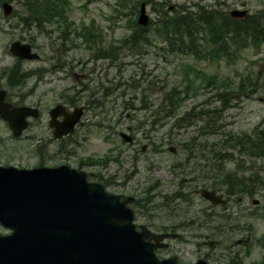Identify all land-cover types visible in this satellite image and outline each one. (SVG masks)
<instances>
[{"label":"rangeland","instance_id":"1","mask_svg":"<svg viewBox=\"0 0 264 264\" xmlns=\"http://www.w3.org/2000/svg\"><path fill=\"white\" fill-rule=\"evenodd\" d=\"M4 1L0 0V84L15 100L41 107V115L18 139L0 119V164L30 168L65 163L87 171L111 192L151 199L141 208L132 205L137 209L135 221L155 231L178 227L180 236L168 241L169 253L178 255L179 264L199 258L210 264H264V246L259 244L264 234V186L257 184L252 195L226 196L228 209L212 205L199 193L214 181L215 163H222L224 172L264 181L263 159L221 142L229 134L264 129V43L260 50L245 49L227 64L171 52L155 30L158 20L182 5L191 10L247 9L252 14L264 8V0H63L62 18L43 27L22 20L30 15L26 0H7L15 7L10 15L4 13ZM143 2L151 22L131 47ZM83 30L94 31L99 44L78 34ZM15 40L31 43L41 58L18 60L10 50ZM100 47H113L116 56H99ZM15 66L23 74L34 73L23 76V85L8 87L7 76ZM241 75H248L257 90L231 94L230 106L224 109L214 79L237 84ZM66 100L86 106L84 125L71 137L55 139L49 110ZM173 101L179 102L176 111ZM192 109L195 118L178 120ZM212 109L219 112L203 114ZM121 132L134 136V142H126ZM170 146L176 147L175 153ZM220 187L216 190L225 194ZM8 231L0 225V233Z\"/></svg>","mask_w":264,"mask_h":264},{"label":"water","instance_id":"2","mask_svg":"<svg viewBox=\"0 0 264 264\" xmlns=\"http://www.w3.org/2000/svg\"><path fill=\"white\" fill-rule=\"evenodd\" d=\"M4 9L9 14L11 4L4 3ZM230 14L244 17L247 10ZM139 23H149L144 2ZM11 50L21 59L39 57L31 45L20 41L13 42ZM4 99L5 91H0V113L18 136L27 126L26 116L38 113L31 107L10 110ZM82 115L83 107L53 108L50 124L55 137L72 132ZM122 136L133 140L126 133ZM201 194L213 204L224 202L214 190L203 188ZM133 200L111 193L104 184L90 181L85 171L66 164L0 165V222L10 229L0 234V264H178L176 256L161 259L156 254L160 241L170 234L154 233L144 225L137 228L128 205ZM195 264L209 263L199 259Z\"/></svg>","mask_w":264,"mask_h":264},{"label":"trees","instance_id":"3","mask_svg":"<svg viewBox=\"0 0 264 264\" xmlns=\"http://www.w3.org/2000/svg\"><path fill=\"white\" fill-rule=\"evenodd\" d=\"M61 3L65 2L63 0H26V4L30 6V13L34 17L32 22L37 23L39 26L45 21L52 22L57 15H60L62 12ZM143 30H147V28H142L136 24V28L131 34V47L143 38ZM155 30L166 45V48L171 52L193 53L199 57L224 60L227 64H231L245 49L255 48L260 50L261 45L264 43V8L243 18H235L230 16L227 11L212 7L206 8L205 6H200L198 9L191 10L182 5L179 10L158 20ZM80 34L84 35V38L88 41H92V38L94 43L99 41L98 39L97 41L94 39L97 36L94 31L93 33L81 31ZM144 40L145 42H149L147 36ZM113 50L115 53H113ZM98 55L102 57H114L116 56V50L113 47H100ZM13 72L16 76L13 83L21 84L23 82V75L16 69ZM251 84L252 88H249ZM214 86L218 88L217 96L222 101L224 108L230 106L231 94L239 92V94L244 95L257 90L256 83H252L248 75H241L237 84L229 82L228 79L218 81L215 78ZM219 89L222 91L220 92ZM177 90L176 87L171 92L176 93ZM170 105L176 111L179 102L173 101ZM163 111H166V115L172 114L171 111L168 113L166 109H163ZM216 111L218 110L212 109L205 113L203 112V114H212ZM188 118H195L194 109L185 112L178 120ZM221 142H228L233 148L264 160V129H260L255 133H244L242 135L229 134L228 137L222 138ZM218 155L221 156L220 159L224 158L223 154L218 153ZM212 170L211 178L214 181L211 183V187L216 189L220 185L228 194L245 192L252 195L256 192L255 188L257 184L264 186L263 180L257 182L252 175L247 177L245 174H240L239 176L236 170V172H224L222 163H215ZM223 172L225 175H222ZM254 176L258 175L254 174ZM149 200L151 199L139 198L136 203L141 208ZM259 242L264 246V234L259 239ZM233 264H239V261H233Z\"/></svg>","mask_w":264,"mask_h":264},{"label":"flooded vegetation","instance_id":"4","mask_svg":"<svg viewBox=\"0 0 264 264\" xmlns=\"http://www.w3.org/2000/svg\"><path fill=\"white\" fill-rule=\"evenodd\" d=\"M13 12H14V10H13ZM12 12V13H13ZM11 13V14H12ZM62 37H64V39H67V36H68V33L66 32L65 34H62L61 35ZM70 49V48H69ZM5 74V73H4ZM11 80H12V78H11V73L9 74V76H8V78H7V84H8V87H10V83H11ZM4 87H2L1 86V84H0V90L1 89H3ZM6 101L7 102H9V103H11V108L12 107H21V106H25V105H28V106H33V107H37L38 109H39V111H40V108L38 107V106H35V105H31V104H29V103H27V101L26 100H23V99H18V100H15L14 98H13V95H12V93L10 92V90L9 89H7V93H6ZM74 103H75V101H71V100H66V102L65 103H63V104H65V105H67L69 108H71V109H73V108H75V107H77L76 105L74 106ZM81 106V105H80ZM84 108L86 109V106L84 105ZM49 113H50V111H49ZM40 115H41V111H40ZM0 119H2V117H1V115H0ZM60 119H63V117H60ZM34 122H35V120H33V118H31L30 119V121H29V124H28V127H27V129H25V131H23V134L20 136V137H18V138H21V137H25L26 135H27V131L29 130V128L31 127V126H33L34 125ZM81 126L82 125H84V122H82V124H80ZM8 126H9V124H8ZM10 127V126H9ZM51 129V128H50ZM10 130H11V128H10ZM52 130V129H51ZM12 131V130H11ZM76 131H77V129H76ZM76 131H75V133H76ZM52 132H53V130H52ZM75 133H73L71 136H73ZM70 136V137H71ZM68 137V136H67ZM15 138V137H14ZM66 138V137H65ZM1 139V138H0ZM93 174V173H92ZM166 229L168 230V231H170V232H176V230L178 229V227H172V226H169V227H166ZM178 233V232H177ZM158 250L160 251V254L162 255V256H170V255H172V254H169V251H170V245L169 246H165V247H160V248H158Z\"/></svg>","mask_w":264,"mask_h":264}]
</instances>
